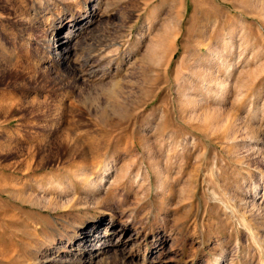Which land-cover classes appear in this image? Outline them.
Wrapping results in <instances>:
<instances>
[{
	"label": "rangeland",
	"instance_id": "374dc122",
	"mask_svg": "<svg viewBox=\"0 0 264 264\" xmlns=\"http://www.w3.org/2000/svg\"><path fill=\"white\" fill-rule=\"evenodd\" d=\"M0 264H264V0H0Z\"/></svg>",
	"mask_w": 264,
	"mask_h": 264
},
{
	"label": "bare ground",
	"instance_id": "6f19581e",
	"mask_svg": "<svg viewBox=\"0 0 264 264\" xmlns=\"http://www.w3.org/2000/svg\"><path fill=\"white\" fill-rule=\"evenodd\" d=\"M85 13V12H84ZM88 14V13H87ZM89 15H92V13H89ZM80 17H75L73 16L72 17V21L74 22L72 24V27L70 29V31L65 35V36H57V38L55 39V44L53 46V49L51 51V54L52 56H60L59 57V60L57 61L58 63H69L67 61V59H70L71 56L73 55V53L75 52L76 48H75V45L77 44V38L74 40L75 42L74 43H70L71 41V38L73 36H77L80 34V28L79 27V20ZM86 19V18H85ZM65 20V18L63 17L61 19V23H63ZM84 21V20H83ZM83 24V23H82ZM65 45L63 49L60 50V46L61 45ZM67 67V66H66ZM212 73L210 72H207L205 74V76L202 77V81L204 83H210L215 80L212 79V76H211ZM218 75V74H217ZM216 76H213V78H215ZM219 77V76H218ZM216 77V78H218ZM220 78V77H219ZM221 79V78H220ZM220 79H218L220 81ZM222 80V79H221ZM217 83V82H216ZM226 83H224L225 85ZM213 85V84H212ZM223 84H221L222 86ZM222 87H226L225 86H222ZM222 91V90H221ZM228 94V93H227ZM108 213H101V215L99 216L97 222L91 227L90 230L88 231H85V232H82L81 235V241H80V244L82 246V251L84 250L85 253L90 252V250L94 247H99L100 249H106V247H108V245L110 244H114L116 242V240H105L103 239V235L106 234V232L110 229L107 225L106 227V231L104 230L102 233L97 234L98 232H100L101 230V226H104L105 224H107L108 222L104 223V220H103V216H106ZM108 221L110 222H113L114 221V216L111 215L109 217V219H107ZM110 224V223H109ZM96 236V237H95ZM122 236V234H119V237ZM125 240H129V238L127 237ZM122 241V240H121ZM84 251L81 253V255L79 256V258L77 259L78 261H83V254H84Z\"/></svg>",
	"mask_w": 264,
	"mask_h": 264
}]
</instances>
